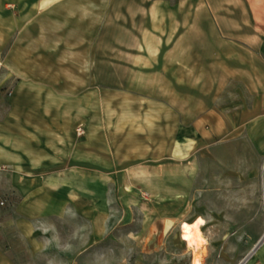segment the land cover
<instances>
[{
	"label": "rangeland",
	"instance_id": "374dc122",
	"mask_svg": "<svg viewBox=\"0 0 264 264\" xmlns=\"http://www.w3.org/2000/svg\"><path fill=\"white\" fill-rule=\"evenodd\" d=\"M183 3L60 0L7 38L0 134L17 167L5 170L23 169V148L36 147L25 145L23 133L32 130L43 136L45 158L59 156L60 182L75 189L66 199L0 189V264L67 262L55 239L67 232L92 236L90 252L67 264H191L194 250L179 240V220L197 214L205 220L204 264H239L261 237L258 257L264 252V192L252 193L257 199L247 207H212L202 177L184 176L186 160L167 156L182 128L232 108L219 105L233 101L238 86L228 78L234 64L226 49L221 62L215 41L179 39ZM196 225L182 223L181 233ZM245 264L261 263L252 254Z\"/></svg>",
	"mask_w": 264,
	"mask_h": 264
},
{
	"label": "crops",
	"instance_id": "0c3cea01",
	"mask_svg": "<svg viewBox=\"0 0 264 264\" xmlns=\"http://www.w3.org/2000/svg\"><path fill=\"white\" fill-rule=\"evenodd\" d=\"M180 1L184 3L179 24L174 30L179 32V39L202 41L206 38L215 41L220 51L216 52L220 53L219 61H225L222 58L226 56L228 63L234 64L228 78L238 86L233 91V101L219 105V107L232 108L225 113L212 112V115L198 119L191 131L186 127L182 128L181 135L174 141L177 147L174 150L171 146L167 156L169 159L186 160V167L181 170L184 176L192 174L202 177L203 184L208 185L207 192H211L209 197L207 192L203 191L202 197L205 200L210 198L209 200L213 202L212 207L216 206L217 201L226 207H247L249 205L247 201L257 197L252 193L264 192V169L261 168L264 161V0ZM59 2L60 0H0V49L13 31H23L27 17L38 15L44 10H51L50 8L58 5ZM171 9L176 7L173 6ZM193 16L195 20L192 21ZM199 17H203L204 22H201ZM188 33H192L191 37ZM224 49H226L225 56ZM37 111L41 112L42 107ZM37 127H40L38 123ZM23 134L31 135L28 139L23 135L27 140L25 145L29 143L36 147L23 148L21 172L5 170V168H15L17 164L11 154H6L5 147L2 146L5 136L0 134V189L6 191L14 188L20 194L23 193V198H30L32 193L49 192L53 197L66 199L65 193L75 189V184L60 182L58 176L59 172L64 170V166L60 164L59 156L46 153L48 157L45 158L42 150V145L45 144L42 135L32 130ZM189 165L196 166L194 172L187 168ZM67 167L73 166L67 165ZM45 174L51 175V178H44ZM157 174L156 171L148 173L152 181H155ZM6 178H8L7 183H1ZM82 188L84 193L90 191L88 183H83ZM83 198L89 200L90 196L84 195ZM68 209L69 214L72 213V207ZM57 212L60 213L59 210H56ZM56 213L53 212V215ZM84 214L86 216V213ZM204 222L203 216L199 214L191 222L180 219L179 240H182L180 228L182 223L197 224L193 231H197L203 238L200 231ZM55 239L58 240L59 245L66 246L56 255L67 256V262L75 255L90 252L92 240L90 232L87 235L67 232L58 234ZM261 239L262 237L252 247L250 253L255 254L256 260L264 264V252L259 257L257 254ZM59 240L63 242L59 243ZM156 250L155 246L146 248L148 252ZM202 253L203 250L199 254L200 264H204ZM192 255L191 264L194 258L193 251ZM67 262L61 263L55 259L51 264H67ZM219 264H222V261Z\"/></svg>",
	"mask_w": 264,
	"mask_h": 264
},
{
	"label": "bare ground",
	"instance_id": "6f19581e",
	"mask_svg": "<svg viewBox=\"0 0 264 264\" xmlns=\"http://www.w3.org/2000/svg\"><path fill=\"white\" fill-rule=\"evenodd\" d=\"M181 238L186 242L187 246L194 250V258L192 264H200V252L203 246L206 244L205 240L200 236L197 231H193L189 228L183 230Z\"/></svg>",
	"mask_w": 264,
	"mask_h": 264
},
{
	"label": "built area",
	"instance_id": "2783aa9c",
	"mask_svg": "<svg viewBox=\"0 0 264 264\" xmlns=\"http://www.w3.org/2000/svg\"><path fill=\"white\" fill-rule=\"evenodd\" d=\"M75 133H76L77 136H80V135L83 134L80 126H78L75 129ZM261 168L264 169V161H262ZM141 196H142V198L147 199V194L146 193L141 194ZM251 255H252V253H250L249 255H247L239 264H245L250 259Z\"/></svg>",
	"mask_w": 264,
	"mask_h": 264
}]
</instances>
